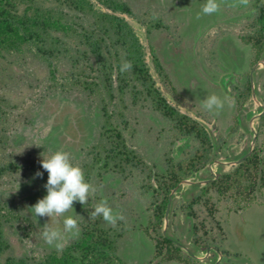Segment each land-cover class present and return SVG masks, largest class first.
<instances>
[{
	"label": "rangeland",
	"instance_id": "obj_1",
	"mask_svg": "<svg viewBox=\"0 0 264 264\" xmlns=\"http://www.w3.org/2000/svg\"><path fill=\"white\" fill-rule=\"evenodd\" d=\"M125 1L134 15H122L131 23L145 48L146 62L156 86L171 105L198 120L220 144L209 162L181 179L196 182L198 186L179 182L178 190L172 194L167 220H164V213L159 230L186 245L198 258L180 247L183 255L201 264H264V188L255 191L253 203L238 211L230 209L232 202L228 200L217 202L213 194L218 204L214 220L205 210L198 211L194 220L186 217L188 192L198 193L207 183L204 181L216 172L233 170L236 164L229 162L244 154L255 134L254 148L259 149L264 164V118L260 119L264 105V52L260 59L252 61L250 46L242 39L250 29L251 0L247 6L237 4L236 0H219L220 11L212 15L200 11L206 0ZM151 51L177 95L169 92L161 82ZM45 74L41 64L28 61L21 65L9 63L6 73L0 76V94L8 98L12 106L8 110L9 148L6 152L20 164L16 172L0 178V199L12 210L10 219L2 226L9 254L38 257L46 251L57 250L42 238L46 223L61 231L63 248L75 237L64 232L65 217L72 216L79 223L91 215L97 203L106 200L114 214L120 213L125 218L110 225L98 217L103 224L120 232L117 253L121 260L126 264H156L159 257L152 258L156 203L151 206L150 195L138 189V177L120 178L117 173L100 168V163L88 172L79 164L83 150L97 136L100 114L95 105L75 91L46 92ZM248 76L253 78L255 94L251 92L238 110L234 86L242 88ZM213 94L225 101L218 112L202 108L203 100ZM135 116L138 118L133 120L127 134L128 145L136 149L152 169V184L158 189L159 202L164 195L158 184L165 156L179 161L194 148L196 141L181 136L167 146L171 136L168 124L149 109L148 102L136 106ZM57 150L71 154L72 162L82 168L85 181L96 191L87 204L76 201L73 209L59 218L36 217L30 206L47 194L44 185L48 172L40 161L42 156L47 157ZM3 153L0 150V154ZM38 171L43 173L42 177L35 176ZM194 221L203 222L202 240L205 246L216 247L219 255L212 249L204 252V246L193 245L190 225ZM161 264L183 263L171 260Z\"/></svg>",
	"mask_w": 264,
	"mask_h": 264
},
{
	"label": "trees",
	"instance_id": "obj_2",
	"mask_svg": "<svg viewBox=\"0 0 264 264\" xmlns=\"http://www.w3.org/2000/svg\"><path fill=\"white\" fill-rule=\"evenodd\" d=\"M249 11L252 13L250 29L242 39L250 46L255 62L264 52V0H251ZM122 14L134 15L125 0H0V76L6 73L9 63L38 62L46 71L43 79L46 92L75 91L95 105L100 114L98 133L83 150L79 164L88 172L100 163V168L115 172L120 178L138 177V189L150 195L151 206L156 203L152 222L155 225L152 258L159 257L156 264L171 260L201 264L183 255L180 246L159 227L170 191L183 177L209 162L220 144L198 120L167 101L149 71L143 44ZM151 54L161 82L177 95L154 52ZM124 60L131 61L132 68L121 72ZM234 90L240 110L242 102L251 94L250 80L247 79L242 88L234 86ZM143 102H148L149 109L167 122L171 132L167 146L181 136L196 141L194 148L179 161L165 156L158 184L164 195L159 202L158 189L152 184V169L127 140L133 120L138 118L136 106ZM11 107L10 100L0 94V150L4 152L0 154V178L20 168L16 158L6 152ZM246 151L247 148L244 153ZM262 188L264 164L255 147L233 170L207 182L198 193L191 196L189 192L186 217L194 220L198 211L205 210L214 220L218 204L213 194L217 202L228 200L232 202L230 209L238 211L253 203L255 191ZM195 205L198 208L194 209ZM11 211L8 203L0 199V264H126L117 253L120 232L103 224L98 217L92 219L91 215L78 223V235L61 250H49L38 257L10 255L2 226L10 219ZM203 228L201 221L190 225L195 247L206 245L200 234Z\"/></svg>",
	"mask_w": 264,
	"mask_h": 264
},
{
	"label": "clouds",
	"instance_id": "obj_3",
	"mask_svg": "<svg viewBox=\"0 0 264 264\" xmlns=\"http://www.w3.org/2000/svg\"><path fill=\"white\" fill-rule=\"evenodd\" d=\"M236 3L247 6L249 0H236ZM220 7L219 0H206L200 11L204 15H212L219 12ZM131 68V61L124 60L120 71H129ZM224 103V100L213 94L203 100L202 108L208 112H213V110L218 112L223 109ZM40 163L42 168L48 172V179L44 185L47 194L30 206L31 212L36 217L47 216L51 218L56 216L59 218L73 209L74 202L78 201L82 205L87 204L90 195L96 191L90 183L85 181L82 168L72 162L69 152L57 150L47 157L42 156ZM35 176L42 177L43 173L38 171ZM93 209L91 212L92 219L102 217L110 225H115L118 220L125 219L120 213L114 214L106 200H101ZM63 225L65 233H70L73 237L78 235V221L74 217H65ZM41 235L49 246H54L57 250L62 249L63 235L59 229L50 228L46 223Z\"/></svg>",
	"mask_w": 264,
	"mask_h": 264
},
{
	"label": "water",
	"instance_id": "obj_4",
	"mask_svg": "<svg viewBox=\"0 0 264 264\" xmlns=\"http://www.w3.org/2000/svg\"><path fill=\"white\" fill-rule=\"evenodd\" d=\"M261 64H263V63H261ZM251 85H252V92H253V94H255V86H254V83H253V79H251ZM263 108H264V105H263ZM255 138H256V136L254 135V136L252 137V139H251V142H250V145H249L248 151H247L245 154H243V155H241L240 157H238V158H236V159L230 161L229 163L232 164V165H233V164H238V163L241 162L243 159H245V158H246V157L252 152V150H253V148H254ZM220 175H221L220 172H216V173L213 174V178L206 179L204 182L206 183V182L212 181V180H214L215 178H217V177L220 176ZM181 182H182V183H186V182H188V183H190V184H193V183L195 184V183H196V182H193V181H189V180H187V179H183ZM177 190H178V187H175V188L170 192V194H169L168 202H167V206H166V210H165V215H164V220H165V221L167 220V217H168V214H169V209H170V203H171L172 194H173L174 191H177ZM190 194H191V196H192V195H193V192H190ZM173 241H174L176 244H178L182 249H184V250H185L190 256H192V257H194V258H198V256H197L196 254L192 253L186 245L182 244L181 242H179L178 240H175V239H173ZM210 249H212L214 252H216V254H218V255L220 254L219 250H218L216 247H212V246H204V247H202V250H203L204 252H208ZM215 263H216V262H214V264H215Z\"/></svg>",
	"mask_w": 264,
	"mask_h": 264
},
{
	"label": "flooded vegetation",
	"instance_id": "obj_5",
	"mask_svg": "<svg viewBox=\"0 0 264 264\" xmlns=\"http://www.w3.org/2000/svg\"><path fill=\"white\" fill-rule=\"evenodd\" d=\"M248 79L250 80V85H251V79H253L252 76H248ZM251 92H252V85H251ZM262 118H264V108H263V107H262V112H261V115H260V119H262ZM255 136H256V134H255ZM253 149H254V148H253ZM247 151H248V149H247ZM247 151H246V152H247ZM252 151H253V150H252ZM246 152H245V153H246ZM245 153H244V154H245ZM251 153H252V152H251ZM251 153H250V154H251ZM212 176H213V175H212ZM188 193H189V192H188Z\"/></svg>",
	"mask_w": 264,
	"mask_h": 264
}]
</instances>
